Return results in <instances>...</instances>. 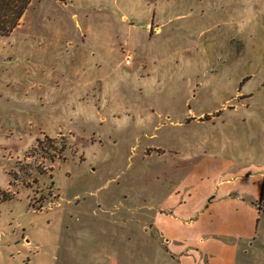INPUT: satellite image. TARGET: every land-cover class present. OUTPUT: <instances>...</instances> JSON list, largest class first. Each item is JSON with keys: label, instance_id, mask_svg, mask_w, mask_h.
I'll use <instances>...</instances> for the list:
<instances>
[{"label": "rangeland", "instance_id": "obj_1", "mask_svg": "<svg viewBox=\"0 0 264 264\" xmlns=\"http://www.w3.org/2000/svg\"><path fill=\"white\" fill-rule=\"evenodd\" d=\"M232 173L264 199V0H33L0 37V264H207L213 224L174 252L155 210Z\"/></svg>", "mask_w": 264, "mask_h": 264}, {"label": "crops", "instance_id": "obj_2", "mask_svg": "<svg viewBox=\"0 0 264 264\" xmlns=\"http://www.w3.org/2000/svg\"><path fill=\"white\" fill-rule=\"evenodd\" d=\"M66 1L70 6L74 2V0ZM260 177V173L259 175H234L232 173L226 178H217L212 186V191H217V196H211V191H205L202 206L204 210L203 213L199 210L196 211L197 219L190 217L193 205L191 203L192 195L189 190H185L183 196L179 197V199L176 198L177 193L170 194L155 210L156 215L153 218L154 228L155 230L156 228L162 229L159 236L166 244L173 245L172 247L175 248L174 252H177L181 239H183L181 244H188L195 234L201 235V231L205 229V226L207 228V224H213L214 228L211 235L217 241L211 242L205 248L209 254L208 258L210 257L207 260V264H209L211 259L214 261L218 260V264H236L238 260L236 257L239 251L245 255L247 252L255 250L257 243H259L256 223L260 213L256 204L259 205L261 202L263 204L261 208L264 211V199L258 191ZM210 197L214 198L212 203L210 201L208 203ZM166 209H168L169 215L175 212L177 216H164ZM176 224L189 229L184 236L176 232ZM225 237H230L234 240L231 250L222 247L227 245L223 242ZM214 238L209 237L208 240L211 241ZM200 241L204 242L202 237L198 238L197 243H200ZM260 244L259 246L264 247L263 241H260ZM186 247H189V245ZM187 259H189V256Z\"/></svg>", "mask_w": 264, "mask_h": 264}, {"label": "trees", "instance_id": "obj_3", "mask_svg": "<svg viewBox=\"0 0 264 264\" xmlns=\"http://www.w3.org/2000/svg\"><path fill=\"white\" fill-rule=\"evenodd\" d=\"M33 0H0V37H9ZM41 142L37 140V145Z\"/></svg>", "mask_w": 264, "mask_h": 264}, {"label": "built area", "instance_id": "obj_4", "mask_svg": "<svg viewBox=\"0 0 264 264\" xmlns=\"http://www.w3.org/2000/svg\"><path fill=\"white\" fill-rule=\"evenodd\" d=\"M124 61H125L126 65H129L131 63V56H130L129 52L126 53Z\"/></svg>", "mask_w": 264, "mask_h": 264}]
</instances>
